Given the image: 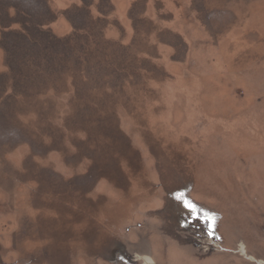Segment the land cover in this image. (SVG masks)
<instances>
[{"label":"rangeland","instance_id":"374dc122","mask_svg":"<svg viewBox=\"0 0 264 264\" xmlns=\"http://www.w3.org/2000/svg\"><path fill=\"white\" fill-rule=\"evenodd\" d=\"M43 1L0 13L2 44L72 42L35 59L66 63L51 81L0 78V264H264V0H142L159 30L132 0Z\"/></svg>","mask_w":264,"mask_h":264},{"label":"crops","instance_id":"0c3cea01","mask_svg":"<svg viewBox=\"0 0 264 264\" xmlns=\"http://www.w3.org/2000/svg\"><path fill=\"white\" fill-rule=\"evenodd\" d=\"M39 1H41L44 4L43 0H39ZM82 1L84 3H88V2L90 3L92 1L90 3L92 5V7L94 6L96 12H98V10H100V12L103 16H104V14L106 15L108 13V10H105V7L102 4V0H82ZM132 1L130 2L132 8L130 11H128V15L130 13H133L134 21H136L135 19H137V18L139 19V21H142V20L148 21L150 26H152L155 30H159V27L157 28L154 26V21L156 20L155 18H149L148 17V20L141 18L142 14L145 12L143 1L142 0H134L133 2ZM76 2L81 3L80 0H76ZM38 3H39L38 0H13L11 3H9L6 0H0V11H1L0 13L3 16H5L6 15L5 9L9 5H12L14 8H17V9H13L15 12H17V10H19V4H21V6L23 5V6H26L27 8H31V7H36L38 5ZM103 3H104V1H103ZM174 3H175L177 8L181 7L180 3L177 0H175ZM160 4L163 5L164 9L166 8L165 7V1H162ZM136 5L139 6V11H136ZM77 9H80V8L79 7H77V8L72 7L71 12H69L70 15L64 14L65 18H67V19H68V17L72 18V16L75 15V12L77 11ZM48 14L49 15L42 13V15L40 14L39 17H37V19L39 18V20L43 22V25H47L49 22H51V21L53 22L56 19L54 13L52 15V13L50 11H48ZM146 14H147V10H146ZM18 16H19V14H18ZM162 16H164V19L167 20L168 22L172 21V19H173V15L171 13H164V15H162ZM12 18L13 17L9 18L8 21H11ZM17 21H18V24H16L17 26L20 24L21 25L23 24L22 23L23 19L21 16L18 17ZM9 26L10 25L8 24L5 27H9ZM78 26H85V24L84 23L82 24V21L80 20V24ZM79 28H81V27H79ZM47 29H45V30L47 31ZM132 29H133V27L131 28V32H132ZM121 30H122V28H121ZM4 31H6V30H4ZM8 31H11V30L9 29ZM41 31H42L41 28L37 29V31L34 30L31 33V36H33L34 34L37 35V37L34 38L35 41L27 39V43L24 42L25 37L23 35L19 34V41H18L14 38V37H17L15 34H12V36L9 37V33L7 31L4 32L8 35L10 42L8 44H4V43L2 44V42L0 40V49L4 48V52L7 51V49H11L12 51L10 52V54L11 55L13 54V57L15 54V57L13 59L10 58L9 60H6V62H4L5 67L6 66L7 67H6L5 71L3 70L0 72V78L2 79V81H4L6 83L8 80H10V81L13 80V83H15V85H17V87H19V82L22 84H24V83L36 84V83L45 81L44 83H47L48 80L51 81L50 78L53 74L56 77V72H59V73L61 72V74H62V73H64V71L66 69H68L65 62L61 63V62H57L55 60V61H49V62H51V65L46 67L48 69V74L44 73V75L46 74L47 76H44V75L41 76L39 71H36V69H38V68H36L33 64L36 62L35 59L40 57L41 55L46 54V53H53L54 55H56L58 52L63 51L65 54H68V56H69L72 53V48H71L72 42H71V44L62 43V47L60 49L54 48L53 51H48L50 49L45 48V45H42L39 42L40 39L38 38V34ZM48 32L50 33V31H48ZM53 34L55 35L56 33L53 31ZM68 34H70V33H68ZM121 34H124V33H121ZM162 34L163 35H169V37H166V39L164 38V40H160L161 42L159 41L158 42L159 44L157 43L152 49H150V51H152L154 53L155 57H160L156 52H160L159 46H164L165 49L171 50L170 55L174 54L173 59L168 58V56H170V55L167 56V59L169 61H174V60L178 61V53H179L180 49L182 47H185V45L188 46V44H187L188 42L185 40V38L183 39L182 36L176 32L165 30L162 32ZM4 35H3V37H4ZM62 37H64V36H62ZM65 38H68L67 41L70 42L72 35H69V36L65 35ZM76 38L77 37H74L73 41H76L75 40ZM79 40H80L79 46H76V47L79 48L78 51L80 54H82V52H83L82 50L86 46V44L84 42L83 43L81 42V37L79 38ZM42 46H44V47H42ZM40 47H41V49H40ZM186 51H188L187 48L182 49L183 53ZM183 62L184 61H182L181 63H183ZM24 63H29L31 71L29 69L23 68ZM125 63L127 64V62H125ZM164 70H165L164 71V74H165L166 69L164 68ZM25 71H28V74H25L24 73ZM82 71H84V70L80 66H77V73L80 74Z\"/></svg>","mask_w":264,"mask_h":264}]
</instances>
